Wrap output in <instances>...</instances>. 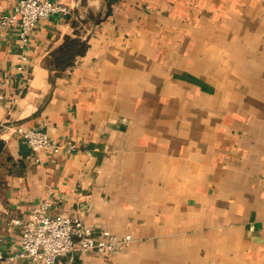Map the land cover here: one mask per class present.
Wrapping results in <instances>:
<instances>
[{
	"label": "crops",
	"instance_id": "crops-1",
	"mask_svg": "<svg viewBox=\"0 0 264 264\" xmlns=\"http://www.w3.org/2000/svg\"><path fill=\"white\" fill-rule=\"evenodd\" d=\"M58 1L0 29V264H43L8 256L44 199L131 236L54 264H264V0Z\"/></svg>",
	"mask_w": 264,
	"mask_h": 264
},
{
	"label": "built area",
	"instance_id": "built-area-1",
	"mask_svg": "<svg viewBox=\"0 0 264 264\" xmlns=\"http://www.w3.org/2000/svg\"><path fill=\"white\" fill-rule=\"evenodd\" d=\"M68 12V6L58 0H17L11 11L0 15V29L14 27L19 44L23 46L27 43L36 21L53 14L65 15ZM24 58L22 55V59ZM17 68L23 69L22 60ZM15 132L34 152L37 161L42 150L63 148L69 153L77 150L74 141H61L51 137L42 128L17 125ZM51 204V200L44 199L26 219H11L12 223L20 225L21 235L20 249L9 255V259L26 256L43 264H54L60 255L73 258L79 252L90 250L101 254L114 253L125 247L131 239L129 233L118 235L104 228L95 231L78 216L50 214L47 209Z\"/></svg>",
	"mask_w": 264,
	"mask_h": 264
},
{
	"label": "trees",
	"instance_id": "trees-1",
	"mask_svg": "<svg viewBox=\"0 0 264 264\" xmlns=\"http://www.w3.org/2000/svg\"><path fill=\"white\" fill-rule=\"evenodd\" d=\"M1 148H2V141H0V150H1Z\"/></svg>",
	"mask_w": 264,
	"mask_h": 264
}]
</instances>
